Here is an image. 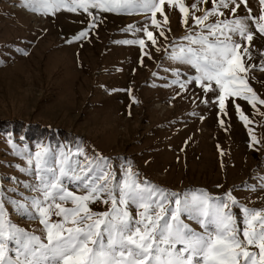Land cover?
Masks as SVG:
<instances>
[{
  "label": "rangeland",
  "instance_id": "1",
  "mask_svg": "<svg viewBox=\"0 0 264 264\" xmlns=\"http://www.w3.org/2000/svg\"><path fill=\"white\" fill-rule=\"evenodd\" d=\"M248 6L252 13L242 6L236 15L260 14L264 7L259 0H248ZM89 11L92 15L67 8L44 14L24 6V0H0V200L6 218L44 239L39 220L28 216L32 199L41 195L30 187L39 184L35 153L41 148L50 149L49 164L57 168L61 152L79 151L73 160L97 161L117 178L131 166L141 180L169 192L202 191L225 201L230 192L238 202L234 212L264 209V105L253 108L230 98L222 112L217 98L198 83L187 84V90L173 83L196 74L170 58L188 43L182 40L189 30L178 8L165 5L169 22L161 29L151 24L150 13ZM157 19L163 21L159 12ZM145 27L156 35L155 45L146 40ZM252 30V58L245 63L256 67L248 82L264 99V35L254 25ZM82 31L87 37L76 39ZM142 38L143 48L124 43ZM235 104L250 123L240 119ZM65 183L83 191L70 179ZM90 207L108 210L99 202ZM185 222L200 230L196 222Z\"/></svg>",
  "mask_w": 264,
  "mask_h": 264
},
{
  "label": "snow or ice",
  "instance_id": "2",
  "mask_svg": "<svg viewBox=\"0 0 264 264\" xmlns=\"http://www.w3.org/2000/svg\"><path fill=\"white\" fill-rule=\"evenodd\" d=\"M209 3L211 7H201ZM259 3L264 6V0ZM166 4L178 8L182 23L189 30L182 37L187 45H178V51L174 50L170 58L196 73L173 83L184 90L187 84L198 83L204 92L217 98L222 112L230 98L248 101L253 108L257 102L264 105V99L248 82V73L256 65L245 63V59L252 58V25L264 35V7L260 14L237 16L242 6L252 13L248 0H194L191 5L186 0H71V4L65 0H24V6L44 14L61 8L72 12L82 9L89 15L90 8L150 13L156 29L169 22L164 12ZM158 12L163 21L157 19ZM197 12L203 14L196 15ZM212 17L215 19L209 23ZM193 27L199 31L192 32ZM129 30L141 31L133 26ZM142 30L146 40L155 45L157 37L153 31L147 27ZM87 35V31H82L76 39ZM159 36L165 37V32L160 30ZM146 40L124 43L143 48ZM260 70L264 71V59ZM176 74L181 75L178 70ZM235 107L240 119L250 123L240 105ZM220 123L223 125L224 121ZM252 139L256 141L254 135ZM81 154L61 152L57 168L49 164L50 149L41 148L35 153L39 184L30 187L41 195L32 199L34 211L28 216L39 220L44 239L12 224L0 200V264H264V209L242 207L236 213L233 207L238 202L230 192L226 201L202 191L169 192L141 180L131 166L117 178L107 167L99 168L97 161L87 157L83 161L72 159ZM52 160L55 164V157ZM77 167L80 174H76ZM66 179L83 191L69 190ZM97 202L107 205L108 210L94 212L90 205ZM53 216L60 219L52 220ZM186 219L196 222L200 230L186 223Z\"/></svg>",
  "mask_w": 264,
  "mask_h": 264
},
{
  "label": "bare ground",
  "instance_id": "3",
  "mask_svg": "<svg viewBox=\"0 0 264 264\" xmlns=\"http://www.w3.org/2000/svg\"><path fill=\"white\" fill-rule=\"evenodd\" d=\"M157 106H159V105H157Z\"/></svg>",
  "mask_w": 264,
  "mask_h": 264
}]
</instances>
